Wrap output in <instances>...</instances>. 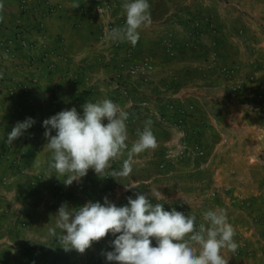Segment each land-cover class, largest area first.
Wrapping results in <instances>:
<instances>
[{
	"label": "crops",
	"instance_id": "obj_1",
	"mask_svg": "<svg viewBox=\"0 0 264 264\" xmlns=\"http://www.w3.org/2000/svg\"><path fill=\"white\" fill-rule=\"evenodd\" d=\"M44 1L0 0L4 5L0 10V264H117L107 261L104 254L114 251L112 241L119 233L94 242L84 253L65 250L62 230L56 227L58 209L66 204L71 210L89 201L103 204L105 198L117 207L129 206L128 198L135 199L138 193L153 204L163 199L171 206L186 205L193 212L201 211L206 202L217 205V177L225 172L224 161L217 154L224 141L217 112L231 122L246 123L248 156L259 153L264 144V112L217 111L207 105L204 92L210 82L217 86V75L221 83L222 70L229 66L248 83L245 87L251 80L264 85V37L259 33L252 37L249 30L245 33L250 39L243 41L238 36L245 22L246 9L237 4L241 0H148L152 23L138 30L140 39L135 46L106 38L109 22H121L118 28L126 25L122 5L132 0H50L58 9L49 14ZM174 11L180 12L178 21L169 19ZM187 19L205 29L211 25L216 32L204 37L196 50L178 49L171 55L164 39L172 33L178 41V22ZM38 20L42 24L39 32ZM19 28L33 46L8 52L1 41L14 36ZM146 61L152 64L151 71L143 68ZM119 74L124 85L116 78ZM104 99L123 110L135 103L150 112L170 102L185 110V117L181 121L177 112L165 110L162 124L152 122L158 147L134 155L129 176L113 178L111 170L99 176L89 169L85 177L66 186V177L49 167L51 153L43 149L47 143L43 122L72 108L82 116L86 103ZM29 118L34 123L8 143L17 123ZM145 122L137 120L131 128L127 126L128 150ZM184 131L191 138L189 143ZM169 143L178 147L187 143L188 155L159 171L155 169L161 160L158 152ZM195 144L203 147V154L192 155ZM128 150L111 162L113 169H121ZM157 191L161 196L155 199L152 195ZM261 193L264 203L263 189ZM238 221L244 228L253 227V220ZM51 228L56 229L55 236L50 235ZM152 245L156 246L154 238ZM238 261L264 264V254L249 257L248 253Z\"/></svg>",
	"mask_w": 264,
	"mask_h": 264
},
{
	"label": "clouds",
	"instance_id": "obj_2",
	"mask_svg": "<svg viewBox=\"0 0 264 264\" xmlns=\"http://www.w3.org/2000/svg\"><path fill=\"white\" fill-rule=\"evenodd\" d=\"M3 8L0 3V10ZM122 8L126 25L106 31V38L135 46L140 39L138 30L152 23L150 4L148 0H132L125 2ZM0 78H3L2 73ZM83 108L82 116L72 108L43 122L47 140L43 149L51 153L49 167L66 177L63 182L66 186L85 177L89 169L99 176L111 170L113 178L127 177L132 173L134 155L158 147L151 120L145 122L142 131L138 130V139L128 150L126 111L110 99L88 102ZM32 123L31 118L18 122L8 135V143L21 136ZM125 150H128V158L121 169H113L111 162L122 157ZM160 196L158 191L152 195L155 199ZM128 205L117 207L107 198L103 204L89 201L71 210L66 204L62 205L56 214V227L63 233L62 247L84 253L109 233H119L112 241L114 251L104 254L107 261L117 264H228L224 251L234 253L239 247L234 240L235 229L223 208L206 211L204 222L197 227L195 215L186 216L175 208L166 211L163 204L151 203L145 194L138 193L135 199L129 197ZM49 233L55 236L56 229H49ZM153 238L156 246L152 245Z\"/></svg>",
	"mask_w": 264,
	"mask_h": 264
},
{
	"label": "rangeland",
	"instance_id": "obj_3",
	"mask_svg": "<svg viewBox=\"0 0 264 264\" xmlns=\"http://www.w3.org/2000/svg\"><path fill=\"white\" fill-rule=\"evenodd\" d=\"M237 4L244 6L246 9L243 17L245 22L240 26L241 28L238 29V36L244 39L243 41L250 39L245 33V31L249 30L252 37H256V34L259 33L260 38H263L264 0H241V2ZM230 18L233 19L237 17L231 15ZM109 23L117 24L118 28L121 22ZM215 32L216 30L214 29V33ZM8 39L1 41L3 48L7 44ZM128 47L132 48V46ZM254 56L255 55H252L251 57ZM255 62L257 63L258 69H260L261 66L257 61ZM218 77L219 75H217V86L212 85L213 83L210 82L211 86L204 92L205 98L208 101L207 105L214 108L217 107V111L231 108L239 112L244 109L252 113L264 112V101L261 102V99L264 100L263 84L259 82L252 83L251 80V85L249 84V87H245L248 83H246L243 78H240L242 76L238 77L235 68L232 66L225 67V69L222 70L221 83H219ZM116 78L122 81V85L125 84V80L122 78L121 74L117 75ZM166 105L164 104L163 107L157 106L160 107L157 112H155L154 109L150 112L148 107L132 103L124 110L128 113V119L125 121L126 126L131 128L132 124L137 120L148 121V119H151L153 124H162V116H164L165 110L177 112V110L170 109ZM139 107L144 108L139 110ZM181 110L183 111L182 108ZM184 111L183 114L177 112L181 121L183 117H185ZM133 116H137V118H131ZM258 117L260 118L262 116L258 115ZM180 120L179 122H181ZM245 125L246 123L241 121L231 122L225 116L217 112V127L224 135L223 145L217 150V154L223 159L225 168L223 175L217 177V205L206 202L204 207L199 208L201 211L193 212L192 210L190 211V208L186 207V205L179 204L171 206L167 201L162 199V203L167 204L170 210L173 208L179 212L186 210L189 214L195 216L203 215L208 210H215L218 208L225 209L228 222L232 224L235 229L236 234L234 240L239 245L234 253L227 250L224 251L223 254L228 260V264H240L238 258L248 253L249 257H253V254H264V203L261 201V189L264 190V144L258 149L259 153H253L251 150L252 153L250 152L251 154L248 156L247 136L250 132ZM177 131L179 130L177 129ZM184 134L187 136L186 142L189 143L191 138L185 131ZM182 142L183 141L180 140L179 143ZM186 144L184 143V145L180 147L175 146L174 143L163 146L162 150L158 152L161 155V160L155 169L166 171L170 166H173L175 162L177 164L182 162L185 156L188 155L187 150L189 148ZM190 151H192L193 155V148L192 150L190 149ZM172 156H176L178 159L174 158L175 161L172 162L170 161ZM252 158L256 160L254 164L250 162ZM56 186L57 184L54 185V187ZM250 192L253 193L251 194ZM188 193L190 195L192 194V192ZM162 197L167 199L166 196ZM239 219L243 220V222L253 220V227H242L241 223L238 221Z\"/></svg>",
	"mask_w": 264,
	"mask_h": 264
},
{
	"label": "built area",
	"instance_id": "obj_4",
	"mask_svg": "<svg viewBox=\"0 0 264 264\" xmlns=\"http://www.w3.org/2000/svg\"><path fill=\"white\" fill-rule=\"evenodd\" d=\"M44 5H45V12L46 14L49 13H53L55 11H57L58 6L53 3L50 0H45L44 1ZM180 14L179 11H174L173 13H171L170 16V20L174 19L178 21V15ZM187 22H178V25L181 26V32H180V39L177 41L174 38V34H169L165 37L164 39V44L166 45L167 49L169 50V53H173V50H178V49H184V50H196L197 47L199 46V44L202 42V39L204 37H207L209 35L214 34V27L209 25V27L207 29L201 27V25L195 21V20H186ZM174 23V22H173ZM41 21L38 20L36 22V27H37V31H40L41 28ZM117 28V24L115 23H109L106 26V30H110L112 28ZM33 44L28 40V37L26 36V32L25 30L19 28L15 31L14 36H12L11 38L8 39L7 44L4 46V48L8 49V52H15L17 49L20 50H30L32 48ZM3 48V47H2ZM143 68L145 70H151L152 69V64L150 62H144L143 63ZM167 106L170 109H174L177 110V112L182 113L183 111L181 110L180 107H176L173 103H169L167 104ZM193 154L195 156H199L201 154H203V150L201 148V146L195 144L193 147ZM174 158L178 159V157L176 156H172L170 158V161H175ZM164 206V210L166 211H171L170 208L167 206V204L162 203ZM182 213H184L186 216L187 215H192L189 214L188 211H183ZM203 215L200 216H196V225L197 227L199 226L200 223L204 222L203 221ZM112 235V233H109L107 236Z\"/></svg>",
	"mask_w": 264,
	"mask_h": 264
}]
</instances>
